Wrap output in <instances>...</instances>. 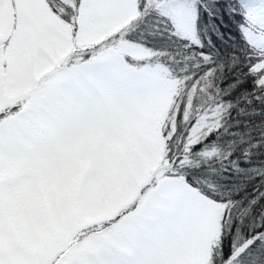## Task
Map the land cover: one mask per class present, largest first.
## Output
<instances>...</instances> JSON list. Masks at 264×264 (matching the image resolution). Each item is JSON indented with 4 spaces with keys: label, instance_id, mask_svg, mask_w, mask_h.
I'll list each match as a JSON object with an SVG mask.
<instances>
[{
    "label": "snow or ice",
    "instance_id": "snow-or-ice-1",
    "mask_svg": "<svg viewBox=\"0 0 264 264\" xmlns=\"http://www.w3.org/2000/svg\"><path fill=\"white\" fill-rule=\"evenodd\" d=\"M0 264H264V0H0Z\"/></svg>",
    "mask_w": 264,
    "mask_h": 264
}]
</instances>
